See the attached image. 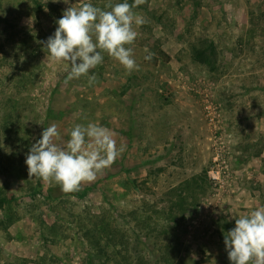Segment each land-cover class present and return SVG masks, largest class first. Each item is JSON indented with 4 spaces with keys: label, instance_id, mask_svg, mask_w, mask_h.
I'll list each match as a JSON object with an SVG mask.
<instances>
[{
    "label": "rangeland",
    "instance_id": "1",
    "mask_svg": "<svg viewBox=\"0 0 264 264\" xmlns=\"http://www.w3.org/2000/svg\"><path fill=\"white\" fill-rule=\"evenodd\" d=\"M84 2L110 10L0 0V264H230L225 234L264 206V0H145L139 70L105 53L91 85L45 48ZM78 123L125 151L79 192L29 178L43 129Z\"/></svg>",
    "mask_w": 264,
    "mask_h": 264
},
{
    "label": "clouds",
    "instance_id": "2",
    "mask_svg": "<svg viewBox=\"0 0 264 264\" xmlns=\"http://www.w3.org/2000/svg\"><path fill=\"white\" fill-rule=\"evenodd\" d=\"M143 3L145 0H134L132 4L127 0L115 4L108 0L105 9L110 10H104L84 2L63 11L45 48L53 60L70 65L66 82L87 77L93 84L96 77L89 76V72L103 63L105 53L128 73L139 70L131 45L137 37L136 27L147 23L134 12ZM145 52L146 60L154 57L147 48ZM23 59L22 56L21 62ZM69 136L66 144H61L55 124L44 128L25 160L29 178L55 183L66 194L79 192L82 184L94 182L125 151L124 145L117 147L109 129L95 123L75 124ZM224 244L230 264H264V206L235 218V226L225 234Z\"/></svg>",
    "mask_w": 264,
    "mask_h": 264
},
{
    "label": "built area",
    "instance_id": "3",
    "mask_svg": "<svg viewBox=\"0 0 264 264\" xmlns=\"http://www.w3.org/2000/svg\"><path fill=\"white\" fill-rule=\"evenodd\" d=\"M217 160V159H216ZM210 178L214 179L217 183H224V174L219 164H215V166L209 171Z\"/></svg>",
    "mask_w": 264,
    "mask_h": 264
},
{
    "label": "trees",
    "instance_id": "4",
    "mask_svg": "<svg viewBox=\"0 0 264 264\" xmlns=\"http://www.w3.org/2000/svg\"><path fill=\"white\" fill-rule=\"evenodd\" d=\"M199 55H200V58H201V59H203V60L205 59V56H206V55H205L204 52H199Z\"/></svg>",
    "mask_w": 264,
    "mask_h": 264
}]
</instances>
